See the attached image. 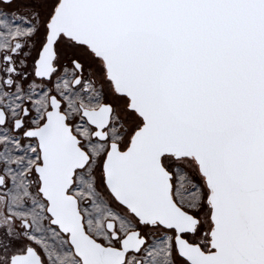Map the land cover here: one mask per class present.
I'll return each instance as SVG.
<instances>
[{
  "label": "snow or ice",
  "instance_id": "obj_1",
  "mask_svg": "<svg viewBox=\"0 0 264 264\" xmlns=\"http://www.w3.org/2000/svg\"><path fill=\"white\" fill-rule=\"evenodd\" d=\"M0 264H264V0H0Z\"/></svg>",
  "mask_w": 264,
  "mask_h": 264
}]
</instances>
